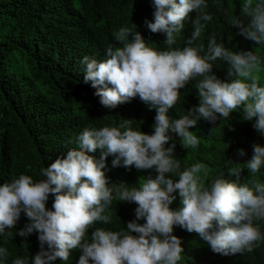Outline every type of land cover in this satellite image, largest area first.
Masks as SVG:
<instances>
[{
  "label": "clouds",
  "instance_id": "clouds-1",
  "mask_svg": "<svg viewBox=\"0 0 264 264\" xmlns=\"http://www.w3.org/2000/svg\"><path fill=\"white\" fill-rule=\"evenodd\" d=\"M154 6L150 11L154 18L141 6L131 8L130 15L135 17L144 9L141 16L148 29L166 34V50L149 46L139 32L121 27L113 34L118 43L105 48L103 59L85 56L81 61L84 80L91 81L101 105L113 108L138 96L156 110L154 131L146 134L127 122L120 127L85 128L77 138L78 147L44 168L42 179L34 181L21 174L0 184V264H52L56 258L68 261L70 250L76 248L82 253L78 264H177L183 248L181 238L172 234L174 225L197 233L214 253L222 255L251 253L264 241L258 223L264 221V183L255 179L229 182L221 173L205 186L198 176L202 164L180 171L173 155L175 144L165 147L172 139L170 132L180 137L185 148L196 147L199 139L190 129L200 118L214 122L217 114L227 118L241 106L244 119L254 121L253 128L264 133V86L256 75L264 61L254 51L235 52L229 41L232 36H244L264 45V0H243L242 17L215 21L225 27L224 37L202 23L212 20L206 0H154ZM193 11L198 14L192 21L191 35H186L185 20ZM204 28L209 38L206 49L204 44L194 43ZM182 36L189 39L187 46L172 47L176 37ZM214 61L218 66L227 62V76L235 78L220 80L210 74ZM197 77H203L196 85L198 106L178 119L170 118L169 110L179 100L180 89ZM97 149L101 150L99 160L88 155ZM237 153L243 156L244 150ZM110 155L113 167H155L158 175L144 178L136 188L129 189L121 182L115 189L117 200L138 205L136 218H144L145 223L129 221L120 231L96 227L89 240V227L111 222L105 209L113 204L114 189L104 172ZM262 165L264 147L256 144L247 169L255 174ZM240 170L230 172L239 179ZM169 173L171 176L166 175ZM177 191L181 207L173 210L169 206ZM50 194L54 195L52 209L46 207ZM21 212L29 223L16 234L27 237L38 233L40 250L31 262L26 255L8 257L1 239L6 234L14 236L15 230L10 229L16 227Z\"/></svg>",
  "mask_w": 264,
  "mask_h": 264
},
{
  "label": "trees",
  "instance_id": "trees-1",
  "mask_svg": "<svg viewBox=\"0 0 264 264\" xmlns=\"http://www.w3.org/2000/svg\"><path fill=\"white\" fill-rule=\"evenodd\" d=\"M206 3L212 20L202 23L218 37L225 36V27L215 21L243 16V0H206ZM136 6L149 13L155 8L154 0H0V184L9 183L21 174L31 176L34 181L42 179L44 168L58 156L66 155L70 148L78 147L77 138L85 128L120 127L127 122L134 130L152 134L155 108L150 109L138 96L113 108L104 107L94 94L96 89L91 81L85 82V66L81 63L85 56L103 59L105 48L110 43H118L113 34L121 27L139 32L151 47L160 51L167 49V45L163 46L166 34L148 29L147 21L141 16L144 9L135 17L130 15L131 8ZM197 14L190 12L185 20L186 35H191L192 21ZM176 40L172 47L183 49L189 39L182 36ZM208 40L204 28L194 43L204 44L206 49ZM229 41L235 52L254 51L264 61V45L244 36H232ZM212 64L210 74L218 79L235 78L227 76V62L219 66L215 61ZM256 75L264 86V63ZM201 79L203 77L194 78L180 89L179 100L169 110L170 118L178 119L198 106L196 85ZM253 122L244 119L241 106L227 118L217 114L214 122L200 118L196 127L190 129L199 139L196 147L185 148L180 137L171 132L172 139L165 147L175 144L173 155L180 163V171L202 164L198 176L205 186H210L221 173L229 182L246 183L255 179L264 183V165L255 174L247 169L253 146L264 147V133L256 131ZM238 149L244 150L243 156L238 155ZM88 155L99 160L101 150ZM113 158L111 155L106 158L104 169L109 187L114 189L113 204L105 209L111 222H96L89 227L86 231L89 240L96 227L120 231L129 221L146 222L144 218H136L138 205L135 202L117 200L115 189L121 182L129 189L139 187L144 178L158 175L155 167L139 170L135 166L113 167ZM233 169H241L239 179L230 172ZM166 175L171 176L170 173ZM172 178L175 180L178 176ZM174 195L176 199L169 207L178 210L181 207L178 191ZM53 201L54 195L50 194L46 203L48 209H52ZM28 223L21 212L16 227L10 229L15 230L14 236L1 237L8 257L17 259L26 255L31 262L32 256L40 250L37 232L27 237L16 234ZM258 223L264 232V221ZM172 234L181 238L183 248L177 264H264V241L251 253L222 255L214 253L195 232L189 233L174 225ZM81 254L79 248L72 249L68 261L56 258L52 264H78Z\"/></svg>",
  "mask_w": 264,
  "mask_h": 264
}]
</instances>
